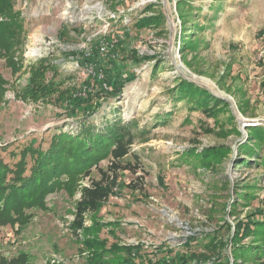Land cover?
Listing matches in <instances>:
<instances>
[{"label":"rangeland","instance_id":"obj_1","mask_svg":"<svg viewBox=\"0 0 264 264\" xmlns=\"http://www.w3.org/2000/svg\"><path fill=\"white\" fill-rule=\"evenodd\" d=\"M2 11L18 30L0 50V160L119 120L140 168L111 179L103 159L44 196L19 232L0 227V259L93 264L96 237L155 260L192 239L202 264H264L243 250L264 251V228L249 230L264 222V0H0ZM105 176L111 195L76 237L80 188Z\"/></svg>","mask_w":264,"mask_h":264},{"label":"trees","instance_id":"obj_2","mask_svg":"<svg viewBox=\"0 0 264 264\" xmlns=\"http://www.w3.org/2000/svg\"><path fill=\"white\" fill-rule=\"evenodd\" d=\"M0 13L2 15L3 11ZM5 18L4 21H0V50H3L2 52H8L6 50L13 46L9 36L14 29L18 30L15 18L10 16ZM7 65L12 66V72L16 70L15 64L12 62H7ZM95 81L99 83V81ZM38 87H40V83ZM40 88L48 91L42 85ZM35 93L36 91H34ZM84 106L91 108V106ZM102 132L89 135L87 138H81L78 134L74 136L59 133L50 138L46 149L33 148L32 145L27 146L20 152L18 160L11 167L0 160V168H2L0 169V227H16V232H19L32 217L31 213L26 212L28 209H42L45 206L46 198H43L44 196L53 194L56 189L66 188L76 178L89 177L91 169L97 168L100 160H109L108 172L111 179H116L119 171L135 173L140 166L138 163L132 164L131 160H128L131 157L138 162L137 156L131 152L133 136L130 131L125 129L121 121L116 120L106 125ZM258 132L252 130V136L263 143L260 132ZM241 148L246 150L245 145ZM103 175H107L106 172H103ZM106 179L107 176L104 180L96 182L92 180L89 186L80 188L79 199L75 204L74 218L70 225L71 232L76 237H79V232L85 230V214L98 212L111 195V190L104 186ZM94 227H102V225L97 226L94 223ZM260 228H264V222L259 226L253 225L249 230L259 235L257 231H260L258 230ZM191 241L192 239L184 240L181 244L185 247L184 250L173 252V249H166V255L155 260L141 254L144 248L141 243L124 245L117 242L107 247L105 239L94 237V245L91 248L94 253L91 260L94 261L93 264L204 263L205 260L192 255ZM243 250H245L244 254L248 251L251 252V255L260 253L258 259L264 257V251L257 248H244ZM0 264L29 263L23 256H18L10 258L8 261L1 258Z\"/></svg>","mask_w":264,"mask_h":264},{"label":"built area","instance_id":"obj_3","mask_svg":"<svg viewBox=\"0 0 264 264\" xmlns=\"http://www.w3.org/2000/svg\"><path fill=\"white\" fill-rule=\"evenodd\" d=\"M93 66H94V64L86 63V64H83L82 69H85V72H88V74H91L92 73ZM102 79L103 78L101 76H99V75H98V78H96L97 81L102 80ZM103 87H105L104 84H103ZM137 244L138 243L133 244V245H137Z\"/></svg>","mask_w":264,"mask_h":264}]
</instances>
